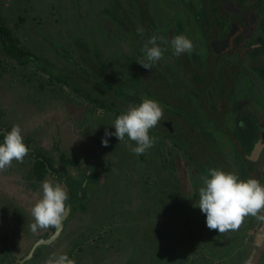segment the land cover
Instances as JSON below:
<instances>
[{"label":"flooded vegetation","instance_id":"af4514ba","mask_svg":"<svg viewBox=\"0 0 264 264\" xmlns=\"http://www.w3.org/2000/svg\"><path fill=\"white\" fill-rule=\"evenodd\" d=\"M180 1H183L184 4L178 5ZM170 3L167 6L163 5L164 11L168 17L172 14L173 24L178 27H175L176 30L180 28L182 33L181 24L178 23L183 18L200 20L202 25L205 26V33L202 31L199 34L197 33L199 43L200 35L204 38L200 44L204 49L201 50L202 54L200 51V54L193 53L195 56L194 69L200 76L199 79L188 78V72H186V75L181 74V68L178 67L169 77L164 79L162 87L156 92V98H153L159 103L163 111L160 123L153 129L156 135L160 137L165 151L163 154L161 153L160 159L157 161L159 165L158 171H156L158 177L156 183H154L153 188H149L145 180L143 182V192L152 189L153 199L157 203H161L162 188L164 186L169 187V192H175L172 196L176 200L173 213L177 217L175 218L176 223L167 222L170 225L169 228L160 222V227L153 229L150 233L148 245L158 249L159 244L164 241L166 235L170 231L173 234L177 230L181 231L179 235L184 238L178 244L186 252H184L185 255H188L185 264H264V207L258 209L255 215L243 216L235 230L216 232L214 229L209 230L205 226L204 215L197 206H194L198 201V188L200 185L202 186V177L207 175L209 168H219L225 172L235 173L241 180L254 178L264 185V168L259 167L264 160V126L256 120L251 112L254 103H258L257 96L249 91L253 87L252 83L246 86L247 92L244 90L242 94H239L237 88H235L239 78L243 76L241 74L243 72L242 57L245 55L241 54L233 60V63L236 62L237 65L234 72L223 67V62L226 63L223 55L229 51L230 42L235 41L237 35L239 38V31L245 28L247 33L255 38L252 39L253 43H249L246 48H243V52H246L250 70L259 75L257 66L253 62L262 57L264 53V0H195L194 2L175 0ZM228 4L233 5L231 7ZM185 11H187V14H185ZM132 24L131 28H127V34L131 33ZM187 26L189 30L194 28L192 24H187ZM195 27L198 30L196 24ZM134 33L137 32L134 31ZM134 33L132 36L135 37L134 42L130 41L129 47H134L136 44L140 45L141 42L144 44L148 37L158 36L159 34L156 30L153 35L145 32L144 35H147L144 38L143 35ZM192 36L193 33L189 35V38L193 39ZM204 43H207L206 47ZM208 46H210L209 49ZM24 47L26 48V46ZM139 47L143 48L142 45ZM32 55L38 59L35 54L32 53ZM228 55L231 56L232 54ZM127 56L133 64L137 62L132 60L131 55ZM173 57L174 63L170 65L175 69V66H178V58ZM29 63H33V66L30 65L31 68L25 71L24 69L29 66L27 65ZM126 63L127 61L124 60L123 66L114 70L117 75L109 71L114 77L107 79L117 83V78H123L118 74L121 72L125 74ZM2 64L8 66L9 71L15 70L11 76L13 82L28 86V91L22 93L28 95L34 107H38V103L46 99L48 90L53 86L52 83L59 82L49 78L48 74L38 67L45 65V69L49 70L55 66L51 67L52 65L39 63L35 59L27 61L25 67L16 64L14 60L9 58H6V62H2ZM57 70L59 72V69ZM226 70L228 71L229 81L224 83ZM19 71L22 73H18ZM208 71L212 73L211 80L207 79ZM2 72V69H0V73ZM80 75L81 73L75 72V84L83 77V75ZM90 80L93 84L96 82L104 85L109 83L99 74H94L90 77ZM150 82L151 80L149 85ZM59 83L66 85L62 82ZM171 84L174 86H171ZM76 93L79 94L81 102L90 104L80 92L76 91ZM261 103V107L264 108V102ZM90 105L92 106V104ZM92 107L97 109V107ZM181 109L182 111H180ZM112 114L114 119L117 115L113 112ZM44 117L46 116H41L40 125ZM214 121H216V124L213 123ZM0 122L3 123L2 120ZM2 123H0V132L8 130L12 126L9 124L3 126ZM228 124H231L233 128L230 130L225 129ZM39 126H36L30 132L21 130L23 142L27 146L28 152L21 161L16 162L19 169L22 170L20 174L24 177V183H21V177L15 174L8 190L0 193V196L5 194L11 200V206L7 207L8 209L11 208L12 221L6 223H11L10 225H4V233L10 231L12 224L15 226L14 238L9 249L4 246L5 237L1 235L3 225L0 224V264H37L39 261H43V264H45L48 260L42 257L45 251L50 249L51 245H54L62 235L69 233L71 230L77 232L76 236L80 239L75 244L81 242V240L95 238L93 244L97 245L92 244L90 250L95 251L97 249L95 256H106L108 260L106 264H112L111 259L108 258H114L109 256L110 253H113V249H111L112 242H109L110 238H108L112 229L100 222V226L93 230V221L91 222L90 216H93L95 212L97 206L95 201L97 199L101 198L106 201L100 208V212L103 210L104 216L108 203L114 201L113 186L120 179V174L124 169L122 165H117V161H115L121 151L113 146L115 141L114 143L109 141L110 144L103 146L95 142L91 144L85 142L84 145L87 144L86 148L81 145L80 140H76L81 143L79 147L74 148L72 146L69 148L74 143L73 138L69 137L67 140L68 135L64 133L66 132L65 129L62 132L61 123L53 122V125H50V129L46 132L40 129L41 126ZM205 131H209L211 134L214 133L212 141L211 136L206 138L201 136ZM46 134H49L51 148L62 147V149H53L55 153L49 154V156L52 154L57 155L56 162H53L51 157L48 158L43 153L50 146L40 152L38 150L39 146L36 145L37 139L42 141L40 137ZM237 134L241 135V140L231 139L232 145H234L231 146L230 138L227 135ZM199 137H202L205 143L198 142L197 138ZM211 142L221 144V148H216L215 152H209L206 147ZM60 150L63 151L60 152ZM178 150L183 151L193 165L188 176L189 180L192 181V188L186 189L182 195L178 191L185 190V187L182 184L177 185L174 174L171 176L172 180L165 181V179H162L163 174L160 173L164 170L170 169L171 171V169L176 168L174 162H177L175 157ZM24 161L27 163L22 164ZM200 162H204L207 169L204 174L200 172L203 170L198 164ZM45 179L54 180L67 189L68 199L65 203L68 210L59 227L48 226L35 232L31 227L34 223L31 216V207L40 198L41 182ZM111 192L112 194H110ZM183 215H185V218H182ZM196 215H198V218ZM13 221L14 223H12ZM197 225L200 226L199 229H196ZM261 225H263V237L257 239L254 237V232L256 229H260ZM204 226L206 232H203ZM184 227L187 230H182ZM166 248V250H162V253H166L168 258L178 257L176 256L177 252L174 253L172 243L166 244ZM125 249L127 247L123 248V251ZM124 254L126 255L124 260H126L129 254L127 252ZM166 256L163 260L167 262ZM169 260L172 262V259ZM94 264H99V262H94Z\"/></svg>","mask_w":264,"mask_h":264},{"label":"rangeland","instance_id":"374dc122","mask_svg":"<svg viewBox=\"0 0 264 264\" xmlns=\"http://www.w3.org/2000/svg\"><path fill=\"white\" fill-rule=\"evenodd\" d=\"M174 1L0 0V23L9 29L10 33L13 34L20 45L26 46V49L36 55L39 63L42 62L52 65L51 67L55 66L56 69L62 71L66 76H68V73L70 76L75 75V72L81 73L80 76H84L86 74V63L91 61L93 62V67H97L100 60L103 66L107 67V69L104 67L107 72L110 71L112 74L117 75L114 70L123 66V54L131 55L133 61H136L137 57L142 58L143 56L142 48L139 47L141 45L143 46L142 42L140 45L136 44L134 47H129L130 41L134 42L135 37L132 36L134 30L138 27L143 28L142 35L144 38L148 33L149 35H153L156 30V32L159 33L158 36L164 38L163 41H157L163 50H170L167 42L175 35L184 34L189 38V35L193 33V39L189 38L193 43L191 52L194 51L195 54H202L201 50H203L204 47L200 44L203 42L204 38L200 35L199 43L197 33L199 34L201 31L205 33V26L202 25L200 20L195 21L194 19L183 18V20L178 23L181 24L182 33L180 32V28L176 30L175 27L177 26L173 24L174 20L172 19V14L168 17L164 11V6ZM188 1L194 2L195 0ZM179 3L178 5L184 4L183 1ZM228 5L232 7L233 4ZM117 6L128 13L126 27L131 28V24L133 23L131 33L122 37L119 35V26H117L114 20V18L120 20L119 15L115 12ZM185 14H187V11H185ZM165 18L167 19L165 20ZM187 24H192L194 27L191 29L192 31L188 29ZM195 24L198 26V30ZM145 32H147L146 35H144ZM254 38V36L247 33L245 28L239 31V38L237 35L235 38L236 40L230 42L229 51L223 55L226 60V63L223 62V67L234 72L237 65L236 62L233 63V60L237 59L241 54L245 55L242 57L243 72L241 74L243 76L239 78L235 88H237L239 94H242L244 90L247 92L245 89L246 86H249L251 83L253 84L252 89H249V91H252L257 96L258 103H254L251 112L253 116L256 117V120L264 126V108L261 107V102H264V75H261L262 73L264 74V53L262 57L257 58V60L253 62L254 65L257 66L258 75L250 70V63L247 61L246 52H243V48H246L247 44L253 43L254 41L252 39ZM209 48L210 46H208V49ZM190 53H187V55ZM228 54L232 55L229 56ZM67 55H70L72 59H68ZM83 60H85L86 63L82 62ZM27 65L29 66L24 69L25 71L29 70L31 66H33V63ZM1 66L2 68L0 69H2L3 72L0 73V120H2L3 123H0H2L3 126L16 124L20 126L23 132H30L36 126L40 125L41 116H46L43 118L40 129L46 132L50 129V125H53V122L61 123L60 127L63 129L62 132H64L65 129L66 132L64 133L68 135L67 140L69 137L73 138L72 141L74 143H72L69 148L72 146H74V148L79 147L81 143L76 140H80L82 142L81 145H84L85 142L87 144L95 142L103 146L101 144V137L104 134L105 128H108L110 132L113 131L110 126L114 120L112 112L98 108L95 109L90 104L81 102L80 96L76 91H73L70 87L59 82L52 83L53 86L48 90L46 99L38 103V107H34L28 95L22 93L28 91V86H22L13 82L11 76L12 72L15 70L9 71V67L2 63ZM34 66L36 67L35 64ZM18 73L22 72L19 71ZM227 73L228 71L226 70V75L223 80L224 83L229 81ZM118 75L124 77V73L122 72ZM211 76V71H208L207 79L211 80ZM180 111H182V109ZM232 128L233 126L231 124L225 127V129L229 130ZM149 135L155 137V142L151 148L140 155H136L129 150V145L134 142L117 141L114 136L106 137L108 140L107 144H110L109 141H113V143L115 141V145L113 144V146H116V149L121 151V154L115 161H117V165H122L124 169L120 174V179H118L113 186L114 201L108 203L105 216L103 215V210L100 212V208L106 201L100 198L95 201L97 206L93 216L90 217L91 222L93 221V230L100 226V222L112 229L108 237L110 238L109 242H112L111 249H113V253H110L109 256H113L114 258L108 257L111 259L112 264H153V262L154 264L187 263L186 258L188 255H185L186 252L183 251V248L178 244L181 242L180 240L183 241L184 239L179 235L181 231L175 230L173 234L170 231V233L166 235L164 241L159 244L158 249L148 245L150 242L148 238L150 233H152L153 229L160 227V222L169 228L170 225L167 224V222H175V218L177 217V215L173 213L175 211L176 200L172 196L175 192H169V187H161L163 189L161 203H157L153 199L152 189L149 191L144 190L143 192V182H145V180L149 188H153L154 183H156L158 179L156 171H158L159 165L157 161L160 159L161 153L163 154L165 151L164 145L161 144L160 137L156 135L153 128L149 130ZM48 137L49 134L40 137L42 141L37 139L36 145L39 146L40 149L38 148V150L40 152H43L42 150L50 146L46 148L47 151L43 153H45L48 158L51 157L53 162H56L57 155L52 154L49 156V154L55 153L53 149H62V147L59 148L57 146V148H51L52 145L49 144ZM87 144L84 145L86 148ZM62 151L63 150H60V152ZM175 158L177 160L176 163L174 162L176 168L171 169V171L170 169L164 170L160 173L163 174L162 179H165V181L172 180L173 178L171 176L174 174L177 185L182 184L185 187V190L178 191V193L182 195L186 189L192 188V181L189 180L188 176L193 165L181 150H178ZM26 163L25 161L22 162V164ZM259 167L264 168V160ZM20 173H22V170L19 169L15 160L5 169L0 170V193L8 190V186L15 174L21 177V183H24V177H22ZM110 194H112V192ZM10 204V197H6L5 194L0 196V224L3 225L1 235L5 237L4 246L9 249L14 238L15 226L12 224L8 233H4L3 228L4 225L11 224L6 223L12 221L11 208L9 207L8 209L7 207L11 206ZM157 212H159L158 216ZM196 217L198 218V215H196ZM182 218H185V215H183ZM12 223H14V221ZM199 227L200 226L197 225L196 229H199ZM40 228L41 227H37L34 231H41ZM205 228L204 226L203 232H206ZM262 228L263 225L260 226V229L255 230V238L262 239ZM183 229L187 230L186 227L182 228V230ZM76 233L77 232L71 230L69 233L62 235L54 245H51L50 249L45 251L42 257L49 259L63 252L68 254V256L74 260L75 264H94V262L106 264L108 262L106 256H95L98 251L97 249L95 251L90 250L95 238L81 240V242L75 244L77 240H80L77 238ZM168 243L173 244L174 253L177 252V258H168L166 253H162V250L167 249L166 244ZM93 245L96 246L97 244ZM126 247L127 249L123 251V248ZM126 252L129 255L127 259L124 260L126 257L124 253ZM165 256L167 262L163 260ZM169 259H172V262H170ZM37 264H43V261H39Z\"/></svg>","mask_w":264,"mask_h":264},{"label":"clouds","instance_id":"9594fccd","mask_svg":"<svg viewBox=\"0 0 264 264\" xmlns=\"http://www.w3.org/2000/svg\"><path fill=\"white\" fill-rule=\"evenodd\" d=\"M136 31L143 34L142 27H138ZM163 39L153 35L144 42L143 56L136 59L143 68L150 69L161 60L163 49L157 41ZM167 43L173 56L190 53L193 49L192 41L184 34L175 35ZM162 116L163 111L157 101L143 98L137 104H130L114 118L110 125L113 131L105 128L101 144L107 145L106 137L114 136L117 141L134 142L129 145V150L136 155L143 154L154 144L155 137L149 135V130L160 123ZM27 152L19 125L14 124L10 129L0 132V170L9 166L13 160L21 161ZM67 199V189L62 184L54 180H43L40 198L31 207L34 220L32 229L59 227L68 210L65 203ZM194 206L204 215V223L209 230H235L243 216L255 215L258 209L264 207V185L254 178L241 180L235 173L209 168L207 175L202 177V186L198 188V201ZM46 264L75 262L61 252L49 258Z\"/></svg>","mask_w":264,"mask_h":264},{"label":"trees","instance_id":"16d2710c","mask_svg":"<svg viewBox=\"0 0 264 264\" xmlns=\"http://www.w3.org/2000/svg\"><path fill=\"white\" fill-rule=\"evenodd\" d=\"M115 12L119 15L120 20L114 17L113 18L117 26H119V35L120 37H122L128 32L126 27L128 13H126L119 6L115 8ZM134 31L137 32L136 30ZM167 51L168 52L163 51L164 55L162 56L164 57H162L161 60L158 61L150 69L143 68L138 62H135L133 64L131 59L127 55L123 54L124 60L127 61V69L123 79L117 78V83L109 80L114 76L105 70V68L107 69V67L103 66L101 60L97 64V67H93V62L88 61L86 63V61L83 60L82 62H85L87 65L86 74L82 78H80L76 82V84L74 75L70 76L68 73V76H66L62 71L59 70L58 72L55 67L52 69L50 68L49 70L45 69V65L38 67L44 73H47L49 78L62 82L70 86L72 89L80 92L84 96V98H86L88 102L92 104V106L102 108L104 110L113 112L115 115H119L121 112L125 111L130 104H137L143 98L155 99L157 95L156 92H158L160 87H162L164 79L166 77H169V75L173 73V71H175L178 67L181 68V74L186 75V72H188V78H194L195 80L200 78V76L194 69V51L188 55L181 54L179 56H176V58H178V66H175V69L172 68V65H170L174 63V60H172L174 57L171 54V50ZM0 57V68L2 67L1 63L5 62L6 58L12 59L16 64L22 65L24 67L29 60L31 61L32 59H35L36 61H38V59H36L28 49L17 42V39L2 23H0ZM67 58L72 59L70 55H67ZM94 74H99L109 83L105 85L98 82H96L95 84L91 83L90 77ZM261 75L264 74L262 73ZM150 80L151 82L149 85ZM171 86L174 85L171 84ZM213 123L216 124V121H214ZM208 132L205 131V133H203L201 136L204 138L211 136L212 141L214 138V133L211 134V132ZM227 136L230 138V141L233 138H236L238 141L241 140L240 134ZM202 137L197 138V141L205 143ZM220 145L221 144L217 142H211L207 145L206 150H209V152H215L216 148H221ZM231 146H234L232 145V141ZM198 164L203 168V170L200 172L202 174L206 173L207 169L205 168L204 162H200Z\"/></svg>","mask_w":264,"mask_h":264}]
</instances>
